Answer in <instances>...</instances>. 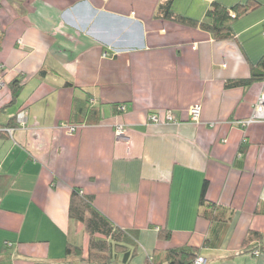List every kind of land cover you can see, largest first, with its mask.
I'll use <instances>...</instances> for the list:
<instances>
[{
    "label": "crops",
    "instance_id": "obj_1",
    "mask_svg": "<svg viewBox=\"0 0 264 264\" xmlns=\"http://www.w3.org/2000/svg\"><path fill=\"white\" fill-rule=\"evenodd\" d=\"M166 1L0 0V124L26 112L0 135V264H97L86 260L84 223L70 216L74 188L139 230L131 264L165 262L180 247L206 264H264L253 252L264 249V120L237 124L264 79L226 86L264 60V0H173V14L199 22L214 2L250 7L225 40L160 15ZM82 101L85 118L75 116ZM205 181L214 217L201 214ZM252 232L261 239L248 241Z\"/></svg>",
    "mask_w": 264,
    "mask_h": 264
},
{
    "label": "trees",
    "instance_id": "obj_2",
    "mask_svg": "<svg viewBox=\"0 0 264 264\" xmlns=\"http://www.w3.org/2000/svg\"><path fill=\"white\" fill-rule=\"evenodd\" d=\"M173 0H167L159 6V14L167 18L177 20L181 23L199 26L201 29L209 32L216 40H225L233 37L232 21L235 17L240 16L248 11L250 7L236 5L231 9L221 5L218 2L212 3L202 21L191 20L179 15L173 14L171 11ZM231 10L236 12V16L232 15ZM44 70L41 71L43 75ZM264 79V60L260 67L253 71L252 77L249 79L231 80L226 82L227 87L245 86L255 80ZM14 98H17L21 92V82L15 80L11 83ZM87 101V100H86ZM86 101L80 103L81 106L75 104V116L88 117L91 112V107L85 104ZM88 102V101H87ZM77 105V106H76ZM85 109V110H84ZM18 115V114H17ZM15 118L7 123L0 124L2 128H12L21 125ZM78 119V118H77ZM1 136H9L6 131H0ZM208 182L205 181L202 191L200 206L204 209L201 213L208 217H214L217 210V204L212 203L206 199ZM71 218L84 223L85 229L90 236L89 249L87 261L97 264H131L132 260L137 255L139 247V230L124 229L116 225L110 218L103 214L95 205L94 197L91 195H84L79 188H74L72 191L70 203ZM171 235L170 230H161L159 237L168 239ZM261 234L252 232L248 241L260 240ZM259 252H264L261 247L254 249ZM76 252L83 254V248L71 247L67 249L68 253ZM253 251V252H254ZM199 256L195 248L180 247L167 250L165 262L159 264H193L194 259ZM145 264L155 263V256L152 255L146 259Z\"/></svg>",
    "mask_w": 264,
    "mask_h": 264
},
{
    "label": "built area",
    "instance_id": "obj_3",
    "mask_svg": "<svg viewBox=\"0 0 264 264\" xmlns=\"http://www.w3.org/2000/svg\"><path fill=\"white\" fill-rule=\"evenodd\" d=\"M122 109H124V108L122 107ZM201 111H202L201 105H199V104L193 105L189 111L191 121L199 122L200 117H201ZM149 118L153 122H158V115H156V114L150 115ZM166 119L168 121H172V122L176 121L175 115L173 114L172 111L166 112ZM261 120H264V93L259 96V98H258V100L254 106V109H253L251 116L248 117L247 119L237 121V124L241 127H246V126L250 125L251 123L261 121ZM17 121L21 125L26 123V112L24 110H22L18 113ZM14 130H15V127H12V128L0 127V131H6L9 133V135H13ZM71 130L74 131L75 130L74 127H72ZM126 130L127 129H126L125 125H119L116 129V133L118 136L124 137L126 134ZM254 254L259 255L260 252L258 250H256V251H254ZM206 262H207V259L204 256L199 255L194 259L193 264H206Z\"/></svg>",
    "mask_w": 264,
    "mask_h": 264
},
{
    "label": "rangeland",
    "instance_id": "obj_4",
    "mask_svg": "<svg viewBox=\"0 0 264 264\" xmlns=\"http://www.w3.org/2000/svg\"><path fill=\"white\" fill-rule=\"evenodd\" d=\"M263 94V93H262ZM176 122V121H175ZM120 137H123V136H120ZM207 263V262H206Z\"/></svg>",
    "mask_w": 264,
    "mask_h": 264
}]
</instances>
